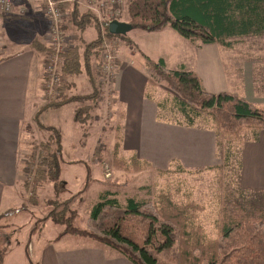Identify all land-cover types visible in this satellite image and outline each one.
Returning <instances> with one entry per match:
<instances>
[{"label":"trees","instance_id":"1","mask_svg":"<svg viewBox=\"0 0 264 264\" xmlns=\"http://www.w3.org/2000/svg\"><path fill=\"white\" fill-rule=\"evenodd\" d=\"M57 1L63 13L68 14L64 22L62 19L61 31L75 30L78 34L76 43H71L60 55L62 80L55 86L58 95L44 103L35 114L37 126L49 135L46 140L31 141L28 160L24 164L23 171L31 177L24 180V188L34 205L39 204L38 190L45 183L56 185L59 182L64 161L61 133L40 121L43 112L73 104V120L86 130L91 120L99 119L100 116L94 113L104 100L102 94L107 89L111 95L108 99L111 106L121 107L118 114L121 121L126 116L125 110L117 104L112 87L114 77L106 78L102 70L104 44L111 38L125 35L110 34L108 22L100 21L103 19L91 10L81 8L85 2ZM111 6L112 10L119 11L116 18L128 22L133 28L159 32L170 27L197 46L216 43L230 49L234 46L233 39L264 34V0H123V4ZM106 13L107 8L104 10ZM89 27L95 28L96 37L85 40L82 33ZM127 43L133 48L131 43ZM31 46L42 57L43 64L53 52L51 46L38 38L32 41ZM120 64L115 60L117 67ZM144 66L155 78L146 82L145 97L154 99L152 89L157 82L163 84L174 94L175 106L185 119V123L177 121V124L195 127L200 118L206 117L204 122L208 126L205 128L215 133L216 146L224 154L217 155L223 160L221 165L207 167L206 170L222 172L230 166L232 144L240 142L242 135L251 131L255 133L252 140L256 141L258 133L264 130V105L254 104L226 91L209 92L204 89L200 77L184 65L168 69L162 58L154 60L144 55ZM78 79L85 80L88 92L73 93ZM156 104L160 110V104ZM114 131L112 163L116 168L131 174L154 169L151 163L135 153L124 157L121 153L123 124L118 123ZM97 149L94 153L100 158L101 151ZM154 170L160 176L189 172L177 159L171 160L166 170ZM91 180L88 172L86 184L79 194L87 190ZM102 183L119 185L108 181ZM178 185L175 192L179 191ZM175 192L167 187L160 190L155 199L127 197L124 203L113 197V192H104L92 205L84 228L75 226L78 212L70 207L74 196L64 201L50 199L48 204L54 203L55 206H49L46 217L38 222L51 220L64 226L57 238L69 234L95 240L114 249L132 264H264V190L260 191L262 207L255 211H248L240 203H233L230 211L221 206L214 222V236L208 234L201 224L206 206L191 196L178 201Z\"/></svg>","mask_w":264,"mask_h":264},{"label":"rangeland","instance_id":"2","mask_svg":"<svg viewBox=\"0 0 264 264\" xmlns=\"http://www.w3.org/2000/svg\"><path fill=\"white\" fill-rule=\"evenodd\" d=\"M81 1L83 3L87 0ZM128 1L129 0H127V2ZM121 4H123V0L120 5ZM81 8L87 9L85 3L81 4ZM40 13L41 16L39 20L43 23V27L45 26V30L47 28L48 31V35L43 44L51 46L49 21L44 15V12L41 11ZM67 16V13L63 14V22ZM65 34L70 36V44L76 43L75 38L78 34L77 31L70 30ZM83 34L85 38L92 39L95 37L96 30L94 27H89ZM127 41L133 45V48L128 45ZM233 42L234 47L232 49L221 47L219 50L220 59H216V55L214 54V52L218 50L217 48L214 50V45L217 44L212 43L209 51L205 53L206 56H202L203 61L200 60L199 62L196 53V44L191 40L181 37L170 27H166L159 32H149L141 28H132L125 36L108 40L107 52L111 54L114 62L115 60L118 62L123 60L125 63L126 61L130 63L135 69L141 71L143 75H145L147 81L149 79L151 81L155 80V78L151 75L150 70L144 66V55L154 60L160 59L161 57L165 58V62L169 66V69L178 68V64L181 61L185 62L190 69L192 67H197V64L200 66L201 62H206L205 64H207V66L214 63V69L210 70L213 72L217 71L221 74V76H219L221 79L220 89H226L232 94L242 96V92H240L242 91V84H244L242 79L246 75V91L250 95L252 93L251 88H253L258 94L260 89L264 88V34L261 36L236 38L233 39ZM43 68V76H45V65H43ZM103 74L106 78L108 77L107 72L104 70ZM252 74L253 80L250 85ZM76 83L77 86L75 90H73V93L88 92L89 86L84 79H78ZM217 88L218 86H212V89L217 90ZM47 89L48 85L43 92L44 97L42 105L49 100ZM152 90L154 100L160 104L159 116H157L158 121L165 123L185 121L175 106V96L173 93L158 82ZM102 95L104 100L94 113L100 117L96 121L94 119L91 120V125H88L86 130L73 120V105L66 106L60 111H52L48 116L40 118V121L45 126H53L59 129L64 136V144L62 142L64 161H62L61 165V174L58 178L59 182H57L56 185H54L53 182L50 184L45 183L44 186L38 190L39 204L37 205L30 203L29 193H27L24 187L23 189L21 187H16L18 192L13 191L11 188H6L5 194L8 200H4L8 208H21L0 218V264H30L31 260L27 254V246L31 229L34 228V231L37 229L38 231H42V238H48V236L57 237L64 229V226L55 224L51 220L45 223L44 227L41 222H38V220L46 217L48 212L47 208L49 206V208L55 206L54 203L48 204V200L50 199L64 201L74 196L70 207L71 209H76L78 212L74 220L75 226L84 228L85 221L90 215L92 205L98 201L100 195L104 192H113V197L117 198L121 203H124L127 197L155 199L160 190H166L168 187L175 192V187L179 184V191L175 192L176 200L185 201L191 196V198H194L196 201L206 206V210L201 216V224L211 236H214V222L221 206L226 207L229 211L233 203H240L248 211H255L262 207L263 196L260 191L264 190V188L246 189L242 185L243 176H248L249 173L252 178L256 179V170L252 168H259V161L262 157L260 149H256L249 157V150L253 147L251 142H254L252 140L255 134L254 132L251 131L243 134L240 142H234L232 144L233 148L231 147L228 161L230 166L226 167L222 172L218 170H206L205 167H194L184 168L190 173H170V176L158 175L154 170L155 168L153 170H144L139 173L131 174L119 170L112 163V148L115 141L114 128L118 123H122L123 121H121L118 116L121 108L119 107L118 109L117 106L113 108L108 100L111 97L108 90L105 89ZM262 102H264V100H262ZM32 103L33 100L31 99L27 110L30 109ZM123 108L125 109V107ZM205 120L206 117L200 118L196 127H207L208 124L204 122ZM20 134L22 140L24 142L27 141V143L29 140L31 141L32 138L37 139V141L46 140L49 135L47 131L40 129L35 119L31 117L27 118V121L25 119V122L21 126ZM97 148L101 151L100 158L97 157V154L96 156L94 155V150ZM27 150L28 148L26 147L23 149V152L27 153ZM215 150L218 159L217 165H221L223 160L217 155L222 154V156H224V154L216 146V137ZM121 153L124 157L131 156L127 150L125 151L122 149ZM71 160L73 161L72 163L75 164H70ZM244 162L250 163L251 165L249 167L246 166V170L243 168ZM167 168H165V170ZM107 171L110 173L109 177H105ZM88 172L92 180L87 190L79 194L78 192H81L86 184V174ZM26 177L28 180L31 179L30 175L26 174L25 179ZM102 181L117 183L119 185H106L102 183ZM62 182H64V185ZM29 209H33L34 211H28ZM34 212L36 218H33L31 215ZM3 224L6 225L4 228ZM69 238H71V236H65V240H69ZM86 240H88L87 242L98 244L89 238ZM100 246H102L104 250H112L114 253H117L106 245L100 244ZM33 263L37 264L36 261H33Z\"/></svg>","mask_w":264,"mask_h":264},{"label":"crops","instance_id":"3","mask_svg":"<svg viewBox=\"0 0 264 264\" xmlns=\"http://www.w3.org/2000/svg\"><path fill=\"white\" fill-rule=\"evenodd\" d=\"M43 9L42 0H17L11 14L0 16V215L4 214L3 217L21 208H8L4 200H8L5 190L11 188L18 192L16 187L23 189L26 175L23 170L30 153V143L32 140H37L32 138L28 143L24 142L20 133L25 119L26 121L30 117L34 119L37 110L43 104L44 64L42 57L31 46L36 38L44 43L48 35L47 28L45 30V26L43 27V23L39 20L40 12H44ZM83 38L92 40L84 36ZM196 47L199 62L203 61L202 56H206L205 53L209 51L211 44L196 45ZM214 47V50L218 49L214 52L216 59H220L221 46L214 45ZM161 58L165 61V58ZM120 62L113 86L117 104L119 103L122 108L125 107L123 109L126 112L122 122L124 137L122 149L127 150L130 155L135 153L140 159L151 163L155 169L167 168L173 159H177L186 169L217 165L215 133L207 128L158 121L157 101L145 97L144 94L147 82L145 75L127 61L126 63L123 60ZM205 63L201 62L200 66L197 64V67L190 69L185 62L181 61L178 66L184 65L187 69L193 70L200 77L205 90L212 93L228 92L219 87L221 86L219 78L221 74L210 70L214 69V63L208 66ZM165 66L169 67L166 62ZM252 80L253 74L250 78V85ZM242 82L244 84H242V91H240L242 96L240 97L254 104L264 105L262 102L264 88H261L258 94L251 88L252 93L249 95L246 91V75ZM213 85L218 86L217 90L212 89ZM31 99L33 100L32 106L27 110ZM70 105L73 104L47 110L41 117H46L50 112L60 111ZM74 107L75 105H73V114ZM60 133L64 144V136L61 131ZM257 137L256 141L251 142L253 147L249 150V157L256 149H260L262 157L259 161V168H252L256 170V179L252 178L250 173L248 176H243L242 185L246 189L264 188V130L259 132ZM26 147L28 150L24 153L23 149ZM94 155L96 156L95 153ZM72 162L71 160L69 163L75 164ZM246 166L251 165L244 162V170ZM28 211L33 212L34 210L29 209ZM31 215L36 218L35 212ZM48 221L50 220L41 222L43 227ZM4 226L6 225L3 224V228ZM37 231L38 229L36 231L34 228L31 229L28 239L27 254L31 264H34L33 261L37 264H132L114 249L117 253L104 250L100 246L101 243L95 240L93 241L98 244L87 242L88 238L69 234L60 238L49 236L42 238V231ZM65 236H71V238L65 240Z\"/></svg>","mask_w":264,"mask_h":264},{"label":"built area","instance_id":"4","mask_svg":"<svg viewBox=\"0 0 264 264\" xmlns=\"http://www.w3.org/2000/svg\"><path fill=\"white\" fill-rule=\"evenodd\" d=\"M17 0H0V16L9 15L12 13L14 4ZM44 3V15L49 21L50 42L53 52L47 57L45 62V82L48 85V98L54 99L58 92L55 86L62 80L59 66L61 64L60 55L70 46V36L61 31L60 25L62 22L63 11L58 5L57 0H42ZM122 0H87L85 6L87 9L94 12L102 22H109L116 19L119 11L112 10V4H120ZM107 8V13L104 10ZM24 12V10H22ZM105 52L103 54L102 70L107 72L108 77H113L116 74V65L111 54H108V45L105 43ZM110 173L107 171L105 177H109Z\"/></svg>","mask_w":264,"mask_h":264},{"label":"water","instance_id":"5","mask_svg":"<svg viewBox=\"0 0 264 264\" xmlns=\"http://www.w3.org/2000/svg\"><path fill=\"white\" fill-rule=\"evenodd\" d=\"M132 28L131 24L123 20L112 19L108 22V32L113 35H126Z\"/></svg>","mask_w":264,"mask_h":264}]
</instances>
